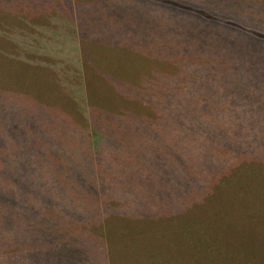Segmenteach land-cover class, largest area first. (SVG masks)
Returning a JSON list of instances; mask_svg holds the SVG:
<instances>
[{
  "label": "trees",
  "instance_id": "1",
  "mask_svg": "<svg viewBox=\"0 0 264 264\" xmlns=\"http://www.w3.org/2000/svg\"><path fill=\"white\" fill-rule=\"evenodd\" d=\"M199 1L196 7L205 20L221 30L243 27L249 50L264 53V0ZM253 29L260 32L259 40L247 33ZM96 36L81 32L74 46ZM5 39L17 48L16 39L23 36ZM261 57V62L258 56L250 57L245 65L184 66L160 93L163 101H149L163 114L153 121L121 111L106 121L102 106L93 104L83 83L87 102L82 107L59 81L46 82L49 95L36 104L24 93H6L1 87L0 264H148L146 250L128 253L134 247L111 228L121 229L126 237L142 235L154 223L168 229L175 224L182 231L180 220L165 218L167 207L187 208L180 201L196 193L214 194V202L204 197L203 210L192 218L207 215L213 224L215 254L227 253L218 264H234L239 258L238 264H264V234L256 225L249 233L252 239L233 240L232 247L223 243L226 234L220 229L223 217L233 214L237 196L264 193L254 188L255 171L264 169V54ZM177 78L184 84L181 93ZM186 96L197 99L191 109ZM173 108L188 111L181 116ZM73 159L93 168L81 170ZM118 171L125 174L116 175ZM260 200L249 205L261 206ZM249 212L264 218V208ZM107 243L115 246L113 255ZM119 255L123 263H118ZM200 255L215 257L203 249Z\"/></svg>",
  "mask_w": 264,
  "mask_h": 264
},
{
  "label": "rangeland",
  "instance_id": "2",
  "mask_svg": "<svg viewBox=\"0 0 264 264\" xmlns=\"http://www.w3.org/2000/svg\"><path fill=\"white\" fill-rule=\"evenodd\" d=\"M66 1L0 0V89L4 87L6 93L12 90L24 93L29 98L28 102L32 100L36 104V99L49 95L46 82L59 81L69 86L70 96L81 106L86 101L84 89L80 87L83 83L88 85L87 94L93 104L102 106L100 110L105 114L106 121H109V115H121L120 111L153 121L162 119L163 114L151 105L163 101L160 93L167 91L168 83L178 76L184 66L192 68L193 65L210 63L245 65L246 60L253 56L262 61L264 53L261 49L249 50V36L243 27L221 30L217 23L203 18L204 13L196 7L199 0ZM222 23L230 26L226 21ZM81 32L97 36L94 41H84L76 49L74 44ZM252 32L247 31L259 40L260 32L255 29ZM19 33L23 40L16 39L20 47L14 48L5 37L13 38ZM33 73L37 74L34 79ZM176 80L181 93L183 81L181 84L179 78ZM130 94L136 98L130 97ZM185 99V105L190 106L188 109L197 104L193 96H186ZM63 101L68 104L67 100ZM168 104L172 106L169 101ZM188 109L173 108L172 111L184 116ZM71 161L81 170L87 167V172L93 168L90 163L81 164L80 159ZM197 167V163L193 164L194 169ZM115 174L123 175L125 172ZM254 175L255 190L264 189V169L255 171ZM207 195V199L214 202V194ZM257 195L251 198L237 196L230 210L233 214L223 217L220 229L226 234L223 243H230L229 247L233 246V240L252 239L249 233L255 225L264 234V218H256V214L249 212L251 208H264V193L261 195L258 192ZM192 196L180 201L188 205L187 208L169 210V205L165 213V218L175 217L184 224L182 231L176 230L175 224L169 225L168 229L155 223L142 235L134 233L137 236L126 237L125 232L117 228H111V231L125 244L134 247L128 253L140 252L141 248L146 250L148 264H153V259L157 264L223 262L227 253L220 252L222 256L215 254L217 244H213L210 236V229L214 226L207 220L208 216L192 218L203 210L204 197L199 193L194 198ZM256 198H262V205H249L254 204ZM106 246L113 255L111 248L115 249V246L108 243ZM201 249L215 257H201ZM239 259L234 264H238ZM118 263H123L120 255Z\"/></svg>",
  "mask_w": 264,
  "mask_h": 264
}]
</instances>
